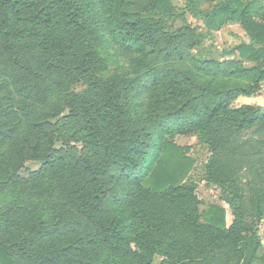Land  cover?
<instances>
[{
    "label": "trees",
    "instance_id": "trees-1",
    "mask_svg": "<svg viewBox=\"0 0 264 264\" xmlns=\"http://www.w3.org/2000/svg\"><path fill=\"white\" fill-rule=\"evenodd\" d=\"M132 4L0 0V46L16 70L4 87H15L22 102L18 112L32 127L45 135L53 127L39 158L42 168L29 174L42 189V210L28 209L26 191L0 210V264H154L156 256L162 257L159 264H264L258 231L264 217V111L228 103L241 94L261 95L256 86L264 82V22L252 17L256 10L264 16L263 0H187L177 15L173 0ZM184 11L202 16L210 29L229 21L247 25L251 41L225 54L238 52L234 71L251 76L253 86L221 89L144 57L136 62L143 69L139 77L123 73L122 58L151 45L161 51L160 39L171 41L168 33L174 31H164L171 17L185 24L178 37L200 35ZM56 70L69 88L70 133L50 121L58 119L59 109L48 112L36 104L45 105L52 89L41 73ZM76 83L85 90H70ZM191 91L198 97L190 99ZM168 101L176 105L164 109ZM18 112L0 102V143L22 133L21 122L11 123ZM177 135L196 136L209 148L200 180L221 191L231 221L223 206L200 209L203 201L191 180L194 146L177 143ZM72 140L83 141L88 156L69 159ZM40 147L37 141L33 148ZM0 154L2 190L15 169L3 167L11 156ZM30 211L34 215L27 216Z\"/></svg>",
    "mask_w": 264,
    "mask_h": 264
},
{
    "label": "rangeland",
    "instance_id": "rangeland-1",
    "mask_svg": "<svg viewBox=\"0 0 264 264\" xmlns=\"http://www.w3.org/2000/svg\"><path fill=\"white\" fill-rule=\"evenodd\" d=\"M131 1L133 6H136L137 3H139V5L143 7L146 5L145 3L148 0ZM173 3V15L181 14L187 7V0H173ZM212 5L213 2H207L205 6L210 7ZM259 11L261 10L254 11L252 18L257 21L264 22V16L259 15ZM185 13L188 21L187 23L190 25L191 30L195 31L196 34H200L199 36L191 34L185 37H178L176 34H181V31L184 30L185 24L181 19L178 18L174 20L173 17H171L164 21L165 33L174 31L168 33L171 41L161 38L157 44L158 49H162L161 51L158 50V52H154L153 48H157L151 45L129 58H122L121 65H119V67L121 66L120 68H122L123 73L127 74L131 78L139 77L143 69H141V65L137 66L136 62L144 57L152 65L159 67H175L180 71L189 72L199 83L210 82L213 86L221 89H228L237 86H253L251 76L239 75L234 71L235 61H241L238 52H234L229 55L225 54V51H229L241 43H249L251 41L247 25L241 21H229L218 29H210L206 26L205 20L202 16L190 11ZM170 52H173L172 56H169ZM113 54L114 51L112 50L106 53V57L108 58L110 64L108 71H112V67L115 63V61L111 59ZM60 71L61 70H56L54 72L45 71L44 74L41 73L40 77L44 78V83H42L44 85L48 84L52 87V89L47 96L48 100L45 102V105H41L42 101H38L36 104L39 105L37 106L38 109L45 108L44 111L48 112L52 111V108L59 109L61 114L58 115V119H51L50 121L52 123L58 121V123L63 126L65 133H70V126L72 125L73 120H69V118H67L69 117V113L66 112V101L68 99L66 94L69 93V88L68 92H66L67 88L63 85L65 78L63 75H60ZM13 75H16V70L13 68L12 61L7 58L0 46V102L3 104V107L9 106L18 112L19 105H21L22 102L20 97H18L15 93V87H12V90L9 88L10 86L6 88L4 87V83H6L8 79L12 81L11 78ZM108 75H110V72L106 73L104 79H106ZM36 77V75L35 77L34 75L30 76V80H32L34 84H36L34 80ZM179 86L183 87L182 84ZM259 87L262 89L261 95L247 96L241 94L237 97L230 98L228 99L230 107L239 108L241 106H255L264 108V82L256 86V88ZM42 88L43 86H38L37 90ZM85 88L86 86L83 83H76L70 86V90L75 91H84ZM196 95H198L197 92L191 91L189 93L190 99L196 97ZM195 103L198 104V108L200 110L203 108L201 99H196ZM175 105V102L171 104V102L168 101V103L164 106V109H171ZM20 122L22 133H19L10 140L8 139L0 143V148L4 151H0V153H6L8 156H11L7 162L3 161L1 164H3V167H8L9 172L15 169V176L11 178L12 175H10V184L8 186L5 185L4 189H0V210L4 209L8 203L13 201L12 198L19 196L22 191H26L22 193V198L25 203H27L26 206L28 209L34 210L37 208V210H42V189H39L38 183L36 180H33V175L30 176L29 174L36 173L42 168L43 162L39 158L42 156L45 146L49 142L53 127L49 126L47 128V135L44 133L42 134L41 131L32 127L30 120L22 118L18 112L17 115L12 118L11 123L18 125ZM37 141L41 145L38 152L33 148ZM176 141L181 145L194 146L192 155L197 160V163L194 171L192 172L191 180L196 181L200 198L203 201V205H201L200 209H208L211 204L223 206L228 211L229 221H231V209L226 202L221 200V191L216 186L200 180L203 174L204 164L207 163L211 155L209 148L204 144H199L196 136L177 135ZM70 145L72 148L68 150L69 159L72 158V155H77L78 157H81V159L88 156L89 149L85 146L83 141L72 140ZM58 146H62V144L59 143ZM110 185L111 184H106L105 188L108 190V197L113 195V193L109 191L111 188ZM1 186L2 185L0 184V188ZM47 194L49 193L47 192ZM108 205L110 207L111 203H108ZM33 213L34 212L30 211V213H27V216H32L34 215ZM258 231L261 240L259 257L264 259V217L258 224ZM161 260L162 257L156 256L154 264H159Z\"/></svg>",
    "mask_w": 264,
    "mask_h": 264
},
{
    "label": "water",
    "instance_id": "water-1",
    "mask_svg": "<svg viewBox=\"0 0 264 264\" xmlns=\"http://www.w3.org/2000/svg\"><path fill=\"white\" fill-rule=\"evenodd\" d=\"M262 110L264 111V108H262Z\"/></svg>",
    "mask_w": 264,
    "mask_h": 264
}]
</instances>
